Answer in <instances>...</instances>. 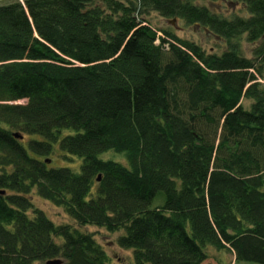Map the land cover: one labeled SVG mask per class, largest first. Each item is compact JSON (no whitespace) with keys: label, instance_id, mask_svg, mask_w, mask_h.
<instances>
[{"label":"trees","instance_id":"1","mask_svg":"<svg viewBox=\"0 0 264 264\" xmlns=\"http://www.w3.org/2000/svg\"><path fill=\"white\" fill-rule=\"evenodd\" d=\"M3 1L0 264H109L86 227L119 233L131 264H205L210 248L264 264V0H224L229 16L197 4L219 0ZM56 145L78 173L45 163Z\"/></svg>","mask_w":264,"mask_h":264},{"label":"rangeland","instance_id":"2","mask_svg":"<svg viewBox=\"0 0 264 264\" xmlns=\"http://www.w3.org/2000/svg\"><path fill=\"white\" fill-rule=\"evenodd\" d=\"M12 1L13 0H4L3 2H1V4L5 5L11 3ZM197 4L200 6L208 7L213 12L221 13L227 16L231 15V13H241L237 6H234L233 9H231V7H227L228 4L224 0L214 2L213 5L204 1H199ZM149 21L154 28L163 30L168 29L172 31L178 38L200 45L206 52L219 54L226 49L225 43L219 41L218 39L214 38L198 27L186 26L181 20H166L161 18L156 13H151L149 15ZM242 49H244V51L246 52V56L250 57L249 47L242 43ZM70 133H73V131H64L61 137ZM48 158H50L52 161L50 163L52 168H68L76 173L79 172V166L82 163L80 159L63 154L57 145L53 147L52 155ZM99 158L105 161H113L123 166L126 165L124 159L120 157V155L113 154L112 152L102 154L99 156ZM32 202L34 206L37 209L43 211L47 218L50 219V221H52L56 226L71 225L73 226V228L78 229L75 223L71 221V219L64 213L61 208L55 207L51 203L40 199L35 194H33ZM156 202L157 200L154 201L153 205H156ZM81 230L83 231V233H88L93 236L95 241L102 247V249L106 253L109 264L132 263V252L123 250L117 246V240L120 236L119 233H112L108 232L107 230L95 227H86L82 228ZM208 255L210 258L206 261L205 264H252L236 263L234 257L226 251H216L210 248L208 250Z\"/></svg>","mask_w":264,"mask_h":264},{"label":"water","instance_id":"3","mask_svg":"<svg viewBox=\"0 0 264 264\" xmlns=\"http://www.w3.org/2000/svg\"><path fill=\"white\" fill-rule=\"evenodd\" d=\"M172 23H173V21H172ZM13 137L22 140V137H19L17 134H15ZM45 163L50 164V161H45ZM99 180H100V178L98 177L97 181H99ZM1 194L3 195L4 193L2 192ZM61 263H62L61 261L57 260V261L48 262L46 264H61Z\"/></svg>","mask_w":264,"mask_h":264}]
</instances>
